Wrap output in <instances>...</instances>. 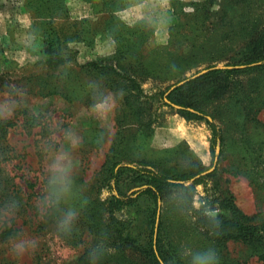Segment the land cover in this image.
Masks as SVG:
<instances>
[{
  "label": "rangeland",
  "instance_id": "obj_1",
  "mask_svg": "<svg viewBox=\"0 0 264 264\" xmlns=\"http://www.w3.org/2000/svg\"><path fill=\"white\" fill-rule=\"evenodd\" d=\"M113 1L106 12L103 0H0V264H152L142 254L143 220L125 210L108 212L107 200L117 192L101 169L125 129L116 122L122 100L110 81L78 65L130 63L140 71L143 94L159 95L211 62H233L253 33L264 29V5L252 13L254 26L250 20L241 29L238 18L221 10L223 0L209 3L205 22L200 13L208 0H169L167 7L160 0ZM53 33L75 61L45 63L43 40ZM239 83L240 91L231 87L205 107L224 140L213 156L204 122L186 121L158 96L151 100V144L157 150L185 143L207 169L217 158L214 175L198 185L191 180L185 183L190 189L160 202L164 236L180 264H198L197 257L210 251L216 264H264V239L216 249L196 224L201 204L209 210L223 194L251 224H264V70L242 75ZM176 151L161 158L183 166L192 161L186 147ZM57 163L67 169L63 178ZM95 225L117 242L115 256L95 246ZM120 231L137 238L142 232L139 247L119 239ZM21 242L25 252L18 255L14 246Z\"/></svg>",
  "mask_w": 264,
  "mask_h": 264
},
{
  "label": "trees",
  "instance_id": "obj_2",
  "mask_svg": "<svg viewBox=\"0 0 264 264\" xmlns=\"http://www.w3.org/2000/svg\"><path fill=\"white\" fill-rule=\"evenodd\" d=\"M111 2L114 1L103 0L104 9L102 11H112L114 6ZM213 2V0L205 1V8L202 9L201 13L199 12L204 22L208 20L207 8L211 7L209 3ZM207 4L209 5L207 6ZM263 5L264 0H223L220 8L224 13L226 12L225 15L238 18L240 20L239 28L244 29L250 20V25L254 26L255 17L252 16V13L257 12ZM108 6L113 9H106ZM30 13L35 14L33 16H39L37 11L30 10ZM217 13L215 11V14ZM56 38V34L53 33L43 40L42 54L46 58L45 63L58 66L75 61L73 56L67 53L69 50L66 48V42H61L60 39L58 41ZM251 38L249 45L242 48L238 57L233 62L226 64L225 68H214L216 67L213 65L215 62H211L212 65L207 68L213 69L197 78L186 81L166 96L165 94L170 87L160 91L159 95L143 94L141 81L138 79L140 71L132 67L130 63L121 65L118 61L109 62V60L99 59L78 65L81 70L92 72L106 79L107 82L110 81V90L119 95L122 100L121 113L116 118L118 127L123 129L122 126H125L127 129L131 126L126 125L128 121L134 124L131 127L134 129H127L130 130L129 132L124 129L121 132L115 145L110 148V155H107V160L101 171L108 173L106 182L109 184L110 181H113L114 189L117 192L115 196L107 200L110 216L115 212L125 210L128 217H133L137 221L143 220L144 241L141 246L143 252H141L152 264H160L159 260L164 264H180V261L174 256L173 246L164 236L160 202L168 195L180 190H188L193 185L202 183L214 175V170L206 176L194 179L208 169L185 143L169 150H157L151 147L150 121L153 108L151 100H156L158 96V102H163L164 97H166L174 105L194 110L195 112L189 110L176 112L186 121H202L207 125L211 133L210 154L213 156L218 143L222 147L224 140L216 123L212 119H206L208 115L205 107L221 99L231 87H237L240 91L242 87L239 79L242 75L264 70V29L253 33ZM252 64L254 65L251 66ZM164 105L168 106L167 104ZM183 146L186 147L192 157V161H188L185 166L177 163L178 161L173 162L171 158L166 160L161 158V155L177 152L176 150ZM191 180L193 181L192 186L186 187L185 183ZM123 183H127V187ZM121 185L126 190H122ZM98 188L101 186L97 187V191H99ZM131 188L137 189L127 195L126 193ZM212 202L214 203L211 204L213 207H210L209 210L206 209V203L201 204V207L196 211V224L199 229L206 232L216 249H221L231 241L252 245L264 239V224H251L236 206L231 196L223 194L221 197L213 198ZM158 209L160 216L155 233ZM115 221L117 220L115 219ZM117 222L122 221L118 220ZM118 224L123 225L122 223ZM10 230V228L6 230L7 234L8 232L10 234ZM94 230L96 234L95 246L102 250L109 249L107 253L115 256L117 242L109 236L106 229L105 231L104 229H96L95 225ZM141 236L142 232L138 238L130 233L123 237L122 231H120L119 239L124 240L126 238L129 243L139 247L138 243ZM259 258L264 261V252Z\"/></svg>",
  "mask_w": 264,
  "mask_h": 264
},
{
  "label": "clouds",
  "instance_id": "obj_3",
  "mask_svg": "<svg viewBox=\"0 0 264 264\" xmlns=\"http://www.w3.org/2000/svg\"><path fill=\"white\" fill-rule=\"evenodd\" d=\"M160 4L164 7L169 6V0H160ZM97 108L101 111H103V106L102 105H97ZM55 167L60 171L61 173V177L63 178L66 175L67 169L65 167H63L61 164L57 163L55 165ZM65 184L70 183L68 181H64ZM74 215V213L69 212L68 213V217L71 218ZM71 223V220H65L64 221V227H68L69 224ZM14 251L16 254L18 255H22L25 252V246L24 244L21 243H17L14 246ZM93 256L98 255V250H94V252L92 253ZM217 261V256L216 253L214 251H210L207 253H204L200 256L197 257V262L198 264H216Z\"/></svg>",
  "mask_w": 264,
  "mask_h": 264
},
{
  "label": "water",
  "instance_id": "obj_4",
  "mask_svg": "<svg viewBox=\"0 0 264 264\" xmlns=\"http://www.w3.org/2000/svg\"><path fill=\"white\" fill-rule=\"evenodd\" d=\"M253 65H254V64H252L251 66H253ZM242 67H243V66H242ZM242 67H241V68H242ZM214 68H222V69H223V68H225V67H224V66H222V67L220 66V67H214ZM228 68H231V67H228ZM211 69H213V68H210V69H204V70L200 71L199 73H196L195 75H192L191 77H187L186 79H184V80L178 82L177 84L171 86V87L169 88V90L166 92L165 96H166L168 93H170L173 89H175L176 87H178V86L184 84L186 81H188V80H190V79L197 78V77H199V76L205 74L206 72H208V71L211 70ZM163 101H164L165 104L169 105L171 108H173V109L176 110V111H178V110H189V111H191V112H195V111L192 110V109H189V108H183V107H180V106H177V105H174V104L170 103V102L167 100L166 97H164ZM206 119H207V120H211V118H210L209 116H206ZM216 161H217V158H214V162H213L214 165H215ZM214 165H213L210 169H208L207 171L201 173L199 176H196V178L211 173V172L214 170ZM158 217H159V209H158V211H157L156 224H155V229H154V232H155V233H156V229H157ZM154 238H155V235H154ZM159 263H160V264H164L161 260H159Z\"/></svg>",
  "mask_w": 264,
  "mask_h": 264
},
{
  "label": "crops",
  "instance_id": "obj_5",
  "mask_svg": "<svg viewBox=\"0 0 264 264\" xmlns=\"http://www.w3.org/2000/svg\"><path fill=\"white\" fill-rule=\"evenodd\" d=\"M153 141H154V140H153ZM152 144H153V145H152ZM152 144H151V147L154 148V149H156V148L154 147V143H152ZM190 150L196 155V153H195V151H194L193 149H190ZM196 156H197V155H196ZM197 157H198V156H197ZM198 158H199V157H198ZM199 159H200V158H199ZM200 160H201V159H200ZM116 169H117V168H116Z\"/></svg>",
  "mask_w": 264,
  "mask_h": 264
}]
</instances>
